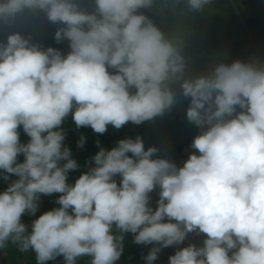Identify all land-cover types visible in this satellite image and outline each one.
Returning a JSON list of instances; mask_svg holds the SVG:
<instances>
[{
	"label": "clouds",
	"instance_id": "1",
	"mask_svg": "<svg viewBox=\"0 0 264 264\" xmlns=\"http://www.w3.org/2000/svg\"><path fill=\"white\" fill-rule=\"evenodd\" d=\"M207 2L189 0L193 8ZM95 3L88 13L73 0H0V23L44 9L64 25L56 40L70 46L67 54L41 49L18 31L0 44V179L10 181L0 191V247L11 238L33 250L37 264L59 256L64 264L82 256L116 264L132 233L136 244L152 246L141 254L145 264L170 246L168 264H264V68L236 61L183 81L187 118L200 132L182 165L154 157L158 149H145L138 135L100 147L68 182L80 168L64 143L69 115L77 129L97 134L152 120L173 104L165 82L184 68L138 11L151 0ZM53 194L56 206L37 216L41 198ZM25 215L35 217L30 225ZM190 233L205 234L202 243L180 247Z\"/></svg>",
	"mask_w": 264,
	"mask_h": 264
},
{
	"label": "rangeland",
	"instance_id": "2",
	"mask_svg": "<svg viewBox=\"0 0 264 264\" xmlns=\"http://www.w3.org/2000/svg\"><path fill=\"white\" fill-rule=\"evenodd\" d=\"M82 11L92 13L96 11L94 0H73ZM146 15L154 24H165V39L170 41L182 57L183 72L179 78L173 77L165 83L174 94L173 104L152 120L141 124H125L120 129L113 130L109 125L103 134L95 133L90 127L77 129L74 121L66 119L62 125L66 132L64 143L70 147L72 156L80 162V172L69 174L68 182L74 183L81 172L87 170L86 162L99 150L100 147L110 149L123 138L143 139L145 149L156 147L158 151L154 157L168 158L177 165H182L190 152L194 137L199 134L200 128L187 118V109L190 106L191 96H185L182 83L184 80H195L201 76H210L220 64H232L240 61L252 64L256 68H264V0H208L200 8H193L184 0H151V4L138 10ZM191 11V12H190ZM159 16H163L159 19ZM156 21V22H155ZM38 26L34 30V26ZM11 27V30L8 27ZM62 22H53L44 9H28L21 13L11 24L0 23V44L7 42L11 32L18 31L29 39L30 44H36L41 49L50 46L59 49L63 54L70 51L69 41L55 38L56 31L63 27ZM41 31H37L40 30ZM162 32L163 30L160 29ZM67 39V38H66ZM21 141L27 142L28 137L20 129ZM81 135L85 137L83 147L78 146ZM117 135V138L115 137ZM112 136L114 138H112ZM99 141V144H97ZM19 159H23L21 155ZM71 172V171H70ZM14 178V177H13ZM10 181L0 179V191H3ZM59 194L43 196L36 215L51 209ZM159 198V190L153 192L151 203L155 206ZM49 202V207L44 202ZM47 206V207H46ZM35 217L25 215L22 220L29 224ZM203 235L190 233L180 247L189 242L201 244ZM12 246H19L11 238L0 247V264H37L33 250L11 252ZM149 245L130 242V254L136 258L125 264H145L142 253L147 254ZM173 247H168L158 254L154 264H168V258L174 254ZM20 249V246L19 248ZM18 254V255H17ZM132 258V257H131ZM120 260L116 262L119 264ZM77 264H91V258L82 256Z\"/></svg>",
	"mask_w": 264,
	"mask_h": 264
},
{
	"label": "trees",
	"instance_id": "3",
	"mask_svg": "<svg viewBox=\"0 0 264 264\" xmlns=\"http://www.w3.org/2000/svg\"><path fill=\"white\" fill-rule=\"evenodd\" d=\"M184 1H186L188 4H189V0H184ZM94 2H95V0H94ZM198 9V8H197ZM191 12V11H190ZM163 16H159V19L160 18H162ZM156 22V21H155ZM157 24H159L158 23V20H157V22L155 23V25L159 28V29H162L163 31H162V33L164 34L166 31L164 30V27H165V24L163 23V24H161L160 23V25H157ZM38 28V26L36 25V26H34V30H36ZM8 29L9 30H11V27L9 26L8 27ZM38 32L39 31H41V29L40 30H37ZM63 41H68V39H66V38H64L60 43H58L59 45L58 46H56V47H60L61 46V43L63 42ZM50 47H52V46H50ZM66 119H70V121H72V117H71V115H69ZM128 125L129 124H133L132 122H128L127 123ZM113 130L116 132V134H118V131L117 130H115V128H113ZM116 138H117V135L115 136ZM112 138H114L113 136H112ZM76 160H77V162H78V164L80 165V162H79V160H78V158L77 157H74ZM80 170H82V168H79V169H77V170H74V171H71L69 174H73V173H75V172H80ZM151 196H152V198H153V193H151L150 194ZM48 205V207H49V202L48 201H46V202H44V205L43 206H45L46 204ZM47 207V206H46ZM155 207V206H154ZM115 231V230H114ZM116 234H119L118 232L116 233ZM134 242V239H133V234L132 233H126V234H124V240H123V246H124V250H123V252H122V254H121V257H120V263L119 264H125L126 263V261H128V260H130L129 262L131 263L132 261H133V259L134 258H136V255L135 256H131V254H130V242ZM135 243V242H134ZM147 247H149V249L152 247L151 245H149V246H147ZM17 248H19V246H17V247H15V246H12L11 245V252H15V253H17L18 251H21L20 249H17ZM174 249H176L175 247H173L172 249H170V251H173ZM18 255V254H17ZM88 257V256H87ZM132 257V258H131ZM46 264H64V259H63V257L62 256H59V257H57L55 260H50V261H47L46 262Z\"/></svg>",
	"mask_w": 264,
	"mask_h": 264
}]
</instances>
